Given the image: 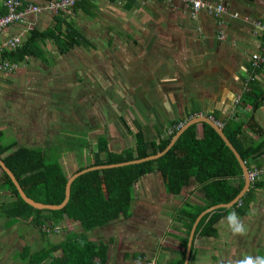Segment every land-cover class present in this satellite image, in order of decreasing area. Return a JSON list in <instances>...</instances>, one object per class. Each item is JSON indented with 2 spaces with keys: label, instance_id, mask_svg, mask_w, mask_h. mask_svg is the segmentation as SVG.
<instances>
[{
  "label": "crops",
  "instance_id": "0c3cea01",
  "mask_svg": "<svg viewBox=\"0 0 264 264\" xmlns=\"http://www.w3.org/2000/svg\"><path fill=\"white\" fill-rule=\"evenodd\" d=\"M24 1L42 5L48 0ZM200 1L204 6L194 10L191 5L177 0H94L89 14L78 9L60 17L74 25L76 31L91 45L92 51L114 47L113 45H117L121 39L124 41L128 57L123 62V80L130 77L131 81L138 79L148 85L149 89L147 90L146 86L147 91L140 97L145 101L150 99L154 102V113L164 118L162 123L165 127L159 123L158 129H165L169 121L185 120L187 115L195 112L193 117H210L222 129L232 122L244 123L243 134L237 139L246 147L255 148L263 144L262 150L264 0ZM217 6H221L223 11L217 13ZM52 16L49 13H41L29 16L25 25H11L3 32L2 41L18 36L25 40L28 27L41 31L51 28ZM49 46H52L51 50H46ZM43 47L48 51V61L41 62L29 58L27 62L37 61L46 67V71L64 70L62 76H67L68 66L63 58L66 54L59 55L49 42ZM83 47L89 48L75 46L72 50ZM254 56L260 57L261 62L254 61ZM98 61L95 60L96 64L91 71L95 76L99 73L98 66L101 64ZM27 62L23 63L24 66ZM24 66H18L16 71H29L28 65ZM22 81L25 79L20 80ZM161 95H167L169 102H160ZM254 103H257V106L252 110L251 104ZM249 119L259 132L247 127ZM139 127L149 129L147 125ZM155 128L156 125L152 130L154 135ZM252 167L264 168V154L257 158ZM258 182H261L262 186L255 191L254 201L246 215H236L244 227L243 233H236L230 226L228 218L235 212H229L217 224V237L197 238L194 241V264H239L249 256L264 257V175ZM181 194L178 196L183 198ZM165 196L178 197L167 194ZM193 196L196 201L190 203L199 202L200 196ZM13 200L7 190L0 188V204H8ZM182 206L183 204H179L174 209V215ZM9 220L5 215L0 216V264H24V260L20 258L23 254L34 255L45 244L55 245L65 238H56L59 236L58 230L62 229L59 226L63 224L55 225L52 232L42 229L45 233L42 235L38 228L31 225V218L18 220L11 226L8 224ZM49 224L50 222H46V225ZM177 224L178 226H174L175 230L169 229L167 232L179 244L178 237L182 236L179 231L181 223ZM67 235L69 234H65ZM196 243H203V246L199 247ZM167 253L166 250L163 251L165 256ZM149 255L146 254L145 257ZM109 258L108 245L106 264H110ZM45 261L38 264H51L50 260ZM27 264L32 263L29 261ZM114 264H119L117 258Z\"/></svg>",
  "mask_w": 264,
  "mask_h": 264
},
{
  "label": "trees",
  "instance_id": "16d2710c",
  "mask_svg": "<svg viewBox=\"0 0 264 264\" xmlns=\"http://www.w3.org/2000/svg\"><path fill=\"white\" fill-rule=\"evenodd\" d=\"M1 1L0 17H3L7 14V8ZM18 1L21 2L20 9L28 5L39 6L24 0ZM49 1L54 0L45 3ZM92 1L94 0H81L70 12L80 9L89 14L93 7ZM62 14L67 13L52 14L51 28L41 31L28 27L26 38L20 45L12 50L0 51V65L8 62L21 66L29 58L46 62L47 51L43 46L47 42L55 47L59 55L67 54L75 46L90 47L91 45L80 32L76 31L74 25L60 17ZM256 106L257 103L251 104L252 110ZM195 115V112H191L185 120L169 121L165 129L156 127L153 136L149 135L148 129L137 124V130L133 131L130 121L121 118L125 130L133 136V147L112 153L108 150L106 139L98 138L97 150L93 151L73 174L90 167L119 164L154 156L162 152L180 127ZM243 126L244 123L232 122L222 130L250 170L257 158L264 154V148L261 150L263 144L255 148L246 147L237 139L243 134ZM247 127L259 132L255 125H252L251 119ZM4 137L5 132L0 130V159L14 175L25 195L35 202L46 205L62 203L67 177L58 162L59 147L65 144L67 148H71V152L75 149L73 152L76 153L79 149L87 148L85 139L82 143H78L73 142V138H66L56 146L30 148L19 146L16 140L3 143ZM154 173L159 175L163 191L167 195H180L192 180L201 195L199 202L185 203L174 216L175 221L181 223L179 231L182 236L178 237L179 249H174L177 257L165 264H183L189 232L197 216L210 207L231 202L244 185L242 171L235 157L215 131L206 124L190 126L174 146L155 161L92 171L78 177L71 185L67 205L59 211H39L25 204L9 177L0 169V188L7 190L14 198L11 203L0 204V214L10 219L8 222L10 226L18 220L31 218V225L38 228L42 235H45L44 228L53 231L55 225L64 224L65 220L74 229L60 243L45 244L40 251L31 255L32 264L45 260H50L51 264H106L108 245L90 241L86 238V234L103 228L117 219H128L131 215L133 190L137 188L142 178ZM261 186V182L252 185L231 209H222L205 215L196 228L194 241L197 238L217 237V224L231 211L237 216H245L254 201L255 191ZM46 222L50 224L46 225ZM76 229L80 232L75 231ZM193 244L189 264H194Z\"/></svg>",
  "mask_w": 264,
  "mask_h": 264
},
{
  "label": "rangeland",
  "instance_id": "374dc122",
  "mask_svg": "<svg viewBox=\"0 0 264 264\" xmlns=\"http://www.w3.org/2000/svg\"><path fill=\"white\" fill-rule=\"evenodd\" d=\"M113 46L94 51L90 47L69 51L63 56L68 66L67 76H62L64 70L46 71L44 65L37 61L34 63V60L27 62L29 71L24 74L20 73L22 70L0 72L3 143L16 140L19 146L45 148L56 146L66 138H73L75 141H72L78 143L85 139L87 148L76 153L73 152L75 149L72 153L65 144L59 147L58 162L68 178L97 150L98 138L106 139L112 153L133 147V136L125 130L121 118L130 121L133 131L137 130L136 124L147 125L152 136L153 126L160 123L165 127L162 123L164 118L154 113V102L140 97L149 89L148 85L138 79L131 81L130 77L123 80V62L128 57L124 41L121 39ZM51 48L49 46L46 50ZM96 59L101 63L97 76L91 74ZM21 79L25 81L20 82ZM169 100L167 95L160 96V102L168 103ZM196 188L192 181L181 194L183 198L166 197L158 174L145 176L133 190L130 217L112 221L86 234V238L109 245L110 264H114L115 258L119 264H163L177 257L174 249H179V244L167 232L178 226L173 217L174 209L179 204L195 202L193 194L201 196ZM59 227L62 229L58 230L57 240L74 230L67 222ZM75 231L80 232L78 229ZM196 244L203 246V243ZM164 250L168 252L166 256ZM146 254L150 255L145 257ZM30 255L20 256L24 264L32 261Z\"/></svg>",
  "mask_w": 264,
  "mask_h": 264
},
{
  "label": "water",
  "instance_id": "95a60500",
  "mask_svg": "<svg viewBox=\"0 0 264 264\" xmlns=\"http://www.w3.org/2000/svg\"><path fill=\"white\" fill-rule=\"evenodd\" d=\"M197 124H206L210 128H212L215 131V133L219 136V138L223 141L225 146L230 150V152L235 157L237 163L239 164V167L241 168L242 179L244 181V185H243V188L241 189V191L239 192V194L231 202H229L227 204H218L216 206L210 207V208L204 210L203 212H201L197 216V218L195 219V221L192 224V227L190 229L188 240H187V245H186V249H185V256H184V263L183 264H189V260H190V256H191V248H192V244L194 241L195 231H196V228H197L199 222L201 221V219L205 215L212 214L218 210L232 208L235 204H237L242 199V197L247 193V191L249 190V187H250V182H249V178H248V168L246 167L244 161L242 160V158L240 157V155L238 154L236 149L232 146V144L229 142V140L224 135L222 128H220L219 125L217 124V122L214 121L212 118L200 115V116H196V117L189 119L184 125H182L180 127V129L172 137V139L170 140L167 147L162 152L157 153L154 156H150V157H147L144 159L134 160V161H130V162L119 163V164L90 167V168L83 169L82 171L77 172V173L69 176L67 178V181L65 184L64 200L59 205H46V204H42L39 202H35L34 200L28 198L25 195V193L23 192L20 185L18 184L14 175L5 166V164L3 163V161L1 159H0V169L9 177V179L11 180L15 189L17 190L19 197L21 198V200L25 204H27L28 206L32 207L33 209L39 210V211H59V210H62L67 205V203L70 199L71 185L78 177H80L86 173L92 172V171L114 169V168L129 166V165H136V164H140V163H144V162L155 161V160L163 157L174 146V144L179 139V137L190 126L197 125Z\"/></svg>",
  "mask_w": 264,
  "mask_h": 264
},
{
  "label": "built area",
  "instance_id": "2783aa9c",
  "mask_svg": "<svg viewBox=\"0 0 264 264\" xmlns=\"http://www.w3.org/2000/svg\"><path fill=\"white\" fill-rule=\"evenodd\" d=\"M81 0H54L49 1L43 5H28L22 9L21 2L18 0H2L1 2L7 8V14L0 17V51L1 50H12L16 48L22 42V39L18 36L11 38L6 41H2V34L4 30L12 24H26L29 16L39 15L41 13L56 14L58 12L68 13L74 6ZM159 1H173V0H159ZM186 5H191L194 10L202 8L204 5L200 0H177ZM223 11L221 6H217L216 12L220 13ZM264 31V29H263ZM257 63L261 62V58L258 56L252 57ZM17 65L3 62L0 65V72H11L16 70ZM237 103V100H236ZM264 175V168L252 167L249 171L248 177L251 184L257 183Z\"/></svg>",
  "mask_w": 264,
  "mask_h": 264
},
{
  "label": "clouds",
  "instance_id": "9594fccd",
  "mask_svg": "<svg viewBox=\"0 0 264 264\" xmlns=\"http://www.w3.org/2000/svg\"><path fill=\"white\" fill-rule=\"evenodd\" d=\"M228 219H229L230 226L233 227V230L236 233L242 234L244 231V227L239 222V218L236 216V214L232 213ZM239 264H264V257L252 258L249 256V257H246L244 260L240 261Z\"/></svg>",
  "mask_w": 264,
  "mask_h": 264
},
{
  "label": "bare ground",
  "instance_id": "6f19581e",
  "mask_svg": "<svg viewBox=\"0 0 264 264\" xmlns=\"http://www.w3.org/2000/svg\"><path fill=\"white\" fill-rule=\"evenodd\" d=\"M249 171H250V170H248V174H249ZM248 178H249V177H248ZM249 182H250V181H249ZM252 185H255V183H254V184H251V182H250V187H251ZM250 187H249V189H250ZM248 191H249V190H248ZM248 191H247V192H248ZM235 205H236V204H235ZM230 209H231V208H230ZM221 210H222V209H221ZM225 210H226V209H225ZM218 211H219V210H218Z\"/></svg>",
  "mask_w": 264,
  "mask_h": 264
}]
</instances>
